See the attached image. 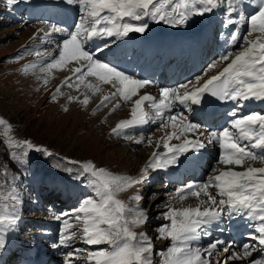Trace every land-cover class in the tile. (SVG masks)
<instances>
[{
	"label": "snow or ice",
	"instance_id": "6c2138e0",
	"mask_svg": "<svg viewBox=\"0 0 264 264\" xmlns=\"http://www.w3.org/2000/svg\"><path fill=\"white\" fill-rule=\"evenodd\" d=\"M17 2L7 0L10 5ZM62 2L79 8L80 15L73 29L55 44L52 52H31L40 60L24 65L21 71L25 74L30 70L36 73L37 80L47 87L54 70H66L69 75L55 88L50 99L56 101L58 96L66 95L67 103H79L84 108L91 100L88 91L95 95L101 91V84L110 85L114 91L101 97L93 114L114 100L117 102L111 112L122 107L120 101H132L133 105L130 118L118 121L112 128L114 135L133 139L128 131L149 122H158V130H165L155 143L157 151L152 153L139 178L112 174L92 161L79 164L81 175L85 179L91 178L89 183L94 195L85 197L70 214L55 217L62 221V227L57 242L51 247L70 249L64 254L63 264H76L82 253L86 264H153V245L147 233L138 235L134 231V228L148 222L146 211L139 207L143 197L133 195L130 197L133 203L129 204L119 199L118 194L145 183L149 170H167L178 166L182 162L181 157H186L190 152L198 153L212 144H217L220 149L216 163L226 168L220 170L214 167L212 171L218 174L175 189V194L165 205L166 210L159 214L168 223L159 226L158 238L170 241L166 250L158 253L162 257V264H228L229 260L264 264V166H254L255 162L264 164V114L253 112L237 117V110L233 109L230 113L232 119L219 131H210L187 114L188 110H194V106L201 105L206 95L222 102L231 101L237 108L247 101L264 102V0H251L256 8L248 15L245 14L248 0ZM221 8L224 10L225 27L233 28L226 41L228 49H234L238 43L241 47L239 51L226 50L219 55L209 65V69L219 68V71L207 79L197 76L194 81L177 87H161L157 98L150 93L141 94V90L149 86L151 81L135 78L99 58V54L110 49L116 40L128 37L131 33H145L149 28L148 20L178 27L186 25L193 17L204 16ZM65 31L56 24H47L46 29H39L33 39L43 33V37L39 38L47 44H53L50 37ZM254 33L257 35L250 39ZM97 40H103L104 43L95 44ZM25 52L29 50L25 49ZM19 58L18 55L16 59ZM88 77L95 78L97 83L87 80ZM81 86L85 89L83 93L80 92ZM63 87L74 89L80 94H65L62 92ZM146 103L154 111V116H149L144 110ZM177 105L183 106V110L174 111ZM64 110L68 108L65 106ZM0 127H3L5 136L12 130L3 118H0ZM189 134L194 138H190ZM173 140L179 143H170ZM144 142L143 137L135 140L137 144ZM4 143L8 149H12L9 153L12 160L21 165L27 163L31 150L52 155L46 148L35 147L27 140L9 138ZM147 143L152 145L151 136L147 138ZM161 146L164 152L158 151ZM25 148L27 151L23 150ZM236 167L243 168V171L234 170ZM4 172H7L6 168ZM189 196L198 199L196 207L173 206L175 202ZM10 199L14 205L19 201L14 192L10 194ZM225 213L229 219L233 216L246 218L253 230L249 239L255 243H245L239 251H231L234 241L226 243L217 239L206 247L200 245L198 242L201 237L210 235L208 229L218 226ZM18 220L15 214H0V250L6 247L5 234L16 229ZM76 239L89 248L94 245H108V248L88 251L72 247ZM256 251H259L260 256L248 259ZM221 253L230 254L223 260L213 261L212 258Z\"/></svg>",
	"mask_w": 264,
	"mask_h": 264
},
{
	"label": "rangeland",
	"instance_id": "374dc122",
	"mask_svg": "<svg viewBox=\"0 0 264 264\" xmlns=\"http://www.w3.org/2000/svg\"><path fill=\"white\" fill-rule=\"evenodd\" d=\"M12 5L14 6V11L11 8ZM12 5L8 4L7 0H0V118L5 119L12 129L5 136L3 127H0V166H2L0 167V214H15L19 217V220L16 229L5 234L6 247L0 250V257L4 258L5 254H7V259L0 261V264H21V261L18 260L22 258V260H30L33 252L29 248L25 249V247L32 243L35 244L36 241L43 242L39 246L45 243L47 248H49V253L56 250L51 247L54 242L49 243L45 240L46 238H53V233H49L51 227H54L60 234L62 221L57 220L55 217L61 214H70L79 206L86 196L80 199L77 206H71L73 198H79V196H76L77 192H84L87 197L94 195L93 188L89 183L91 178L85 179L80 173L79 165L69 163V161L79 162L78 164L92 161L96 165L99 164L98 167H104L112 174L139 178L141 170L147 165L146 163H148L154 152L150 151L152 148L156 149V147L151 148L147 143V133L145 136L143 135L144 143H135V140L141 139L139 128L128 131V135L132 136L133 139H127L123 135L112 134L111 130L118 121L129 119L131 113L129 112L131 105L129 101H120L122 107L115 112H111L117 102L114 100L106 106L107 108L103 107L93 114V109L96 108L101 97L112 92L110 85L101 84V93H96L94 96L91 91H88L87 94L91 97V100L89 105L84 108L79 103H67L66 95L58 96L56 101L50 99L55 88L68 76L65 71L54 70L49 78L47 87L43 86L42 81L37 80V74L31 70L27 74L23 73L21 69L24 65L36 63L40 60L39 57L30 54L31 52L37 49L40 51H53L52 49H54L56 43H45L39 38L43 37V33H39V37L33 39L39 29L44 27L46 29V16H43L45 23L42 18L28 22L30 20L25 19L22 13L20 19L19 16H16L18 15L16 8L21 4L15 3ZM75 9L78 10L79 8L75 6ZM219 10L223 12V8ZM13 14L15 17H13ZM79 15L80 13L78 12L75 23ZM149 23L153 24L154 22L149 20ZM72 29L73 27L70 30ZM67 31L62 34H56L57 41L65 38ZM256 35L254 33L250 38L254 39ZM52 40L55 41V39ZM25 49H28L29 52H25ZM18 55L21 58L16 59ZM112 61L109 59L106 62ZM58 72L57 76L54 75ZM86 79L97 83L95 78L88 77ZM102 87H104V90H102ZM62 92L72 95L80 94L75 92L74 89L67 87H63ZM80 92H85L83 86H81ZM95 96L98 97L95 98ZM133 99H136V97ZM65 106L68 108L67 111L64 110ZM145 110L149 116L152 115L149 107ZM145 128L149 135L152 133L158 134L156 133L159 131L158 126L152 125ZM153 134L152 146H155L156 137ZM158 136L160 137L161 135L158 134ZM9 138L17 141H24L29 138V142L35 147L46 148L52 155L48 156L43 152L31 150L27 157V163L21 165L14 162L9 155L12 149H8L4 143ZM23 150L27 151L26 148ZM142 150L146 152V155L141 157V154L144 153ZM16 151L19 152L20 150ZM263 165L260 162L258 165L254 164L256 167ZM5 168L7 172H4ZM213 168L214 164L208 167V175H214ZM240 168L236 171H243V168ZM15 170L18 171L20 179L16 178ZM42 178H45V184L48 181L67 183L65 180L67 179L72 185L68 187L75 191L74 196L69 193L68 196L70 197H68L67 194L61 191L52 200H50L52 196L42 198L40 194L37 195L35 193L33 188L35 186L34 180L37 182V187H40ZM156 178L155 182L154 179ZM75 182L77 184H74ZM163 188L164 174L162 171L153 173L149 170L145 183L118 194L119 199L129 204L133 203L130 200L131 196L139 194L143 197L139 201V207L146 211L148 222L146 225L134 228V231L138 235L147 233L153 245V264H162V257L158 253L166 250L170 244L167 239H159L156 229L153 230L157 224L158 230L160 225L168 223L159 214L166 210L165 205L170 202L177 187L170 182L164 191H162ZM13 192L19 197V201L15 205L10 199V194ZM188 199L185 206H194L195 201L191 197ZM191 199L194 201L193 203L190 201ZM181 203L177 201L173 206L178 208L181 205L179 208H182L184 207V200ZM2 204L3 206H1ZM154 222L156 224H153ZM75 230L73 229V231ZM163 240L167 244L162 243ZM84 245L79 239L72 242V247L88 248L86 249L88 251L108 248V245H94L91 248L88 246H85V248ZM205 245L204 242L203 246ZM12 247L16 249H12ZM60 249L62 251L58 254L61 257L53 259L55 264H63L66 249L70 250L63 247ZM54 256L55 254L51 256L47 264H50ZM212 259L214 261V257ZM76 264H86L83 253L77 259Z\"/></svg>",
	"mask_w": 264,
	"mask_h": 264
},
{
	"label": "bare ground",
	"instance_id": "6f19581e",
	"mask_svg": "<svg viewBox=\"0 0 264 264\" xmlns=\"http://www.w3.org/2000/svg\"><path fill=\"white\" fill-rule=\"evenodd\" d=\"M17 4H21V5H19L18 8H16L17 13H18V15H16V16H19V19H20L21 13H23V12L25 14L24 18L29 19V20L36 19L37 16L43 15V16H46L45 20H46L47 24H56L58 26H61L62 28H63L64 22L66 21V18L70 16L71 9L74 6V5H68V4L64 3V2H62V0L61 1L60 0H18ZM248 5L249 6H247L245 9L246 15L251 14L254 11V9L256 8V5L254 3H252L251 0H248ZM222 13H218V11L215 10L212 13L205 14L204 16H196V17H193L186 25L178 26V27H173V26H170L168 24L155 23V22L153 24H150L149 20H148L147 23L149 24V28L146 30L145 33H143V34L131 33V35L133 37L131 39V41H129L127 44L125 43V41H122L121 46L117 50H113L109 53L105 52L103 55H109V56H111L112 59H115V58L120 57V54L121 55L125 54L126 56H130V57H134L135 59H138L140 61V63L137 66L132 67L133 60H129L125 64V66L128 67V69L131 68L132 70H134V71L136 70V72L141 73V74H143L145 71L147 73L149 72L150 74H153L152 76H156V74H159V77L165 76V79L170 78V81H166L165 88L177 87L178 85L186 83L188 81H194L195 77H197V76H202L204 79H207L211 75H216L217 72L219 71V68L209 69V65L217 60V58L219 57V53H220L219 47L226 43L230 32L233 30V28L231 26L225 27V17ZM13 17H15L14 14H13ZM67 20L68 21H66V23H65V29H66V27L68 29L69 26H71V27L74 26V14L71 15L69 17V19H67ZM246 27H247V25L244 26V30ZM152 32L153 33H157V32L167 33L170 36L176 35L178 37L188 36L189 39L185 40L179 46H176L173 54H167L165 52L166 43L163 39L156 38V39H153L150 41L145 40L146 38H148V39L150 38L149 35H151ZM196 34L200 35V38H196V36H195ZM50 39H55L54 43L59 42L56 39V34H53L50 37ZM119 40H122V39H118L116 41H119ZM95 44H97V43H95ZM92 46H94V45H92ZM92 46H90V47H92ZM238 47H239V43L236 45V47L232 51H239L240 49ZM225 51L226 50H223L222 53H224ZM49 52H52V51H49ZM110 63L112 65L116 66L114 64V61H112ZM226 63L227 62H225V64ZM121 65H123V64H121ZM221 67H223V65H221ZM128 69H126V70H128ZM156 69L158 71L156 73H152ZM62 72H64V71H62ZM200 72H202V73H200ZM65 73H67V75H69V72H67L66 70H65ZM189 73L192 74V77L189 80H187V79L185 80L182 78L183 75L189 74ZM205 73H207V75H205ZM58 74H59V72L55 73L54 75L57 76ZM162 87H164V86H162ZM102 88H103L102 90H104V87H102ZM160 88L161 87H157L158 92H159ZM110 89H111V87H110ZM111 90L113 91V89H111ZM144 93H149V92L141 90V94H144ZM150 94L153 95L152 93H150ZM96 97H98V96H95V98ZM129 102L131 103L130 108H129L130 109L129 112H131V108L133 105H132V101H129ZM94 103H96V102H94ZM233 109L237 110V116H239V117L248 115V114L253 113V112H258V113L264 114L263 102H259V101L244 102L242 104V106H240L239 108H237V106L234 104ZM181 110H183V106H180V105H177L176 109H174V111H176V112L181 111ZM198 112H200L204 116L205 119L198 118L195 115ZM187 114H188L189 118L192 119L194 122L203 124L210 131L211 130L219 131L223 127H225L224 125H226V123H228V122H226L225 115H224L220 119V121L222 122V125L220 126V123L218 122L216 115H210L207 112V110L204 108L194 107V110H188ZM212 126H214V127H212ZM138 128H139V131H141V133H142L140 135V137L144 138V136L146 135L145 129H142L141 127H138ZM164 131L165 130H159L156 133H158L159 135L162 136ZM152 134L151 135L148 134L147 138L149 136L152 137ZM158 134H153L154 137H156V139H155L156 141H157V138H159ZM189 137L194 138V136L192 134H189ZM144 141H145V139H144ZM171 142L176 143L173 141H171ZM145 145H147V144H145ZM210 146L211 147L208 149L210 151H213V154L210 157H207V159L205 161L202 159L205 155V152H198V153L197 152H191L193 154H190L189 156L187 155V158L183 161L184 163H186L187 168H188L189 164L194 165V167H192L193 168L192 172L195 171L197 173V176H194L193 178H188L187 176H185L183 174L184 171L180 173L178 168L181 167V163L178 166L170 167L167 170H158V171L150 170L153 173H156L159 171L163 172V174H164V188L162 189V191H164L165 187L168 186L170 184V182H172L173 185H176V183L182 184L184 181H189V182L204 181L205 180V175H204L205 170L207 169V167L212 162L217 161L218 156H219V152H220L219 146L217 144H212ZM152 147H155V146L151 145V148ZM152 151H157V150L156 149L154 150L152 148V150L150 152H152ZM158 151L164 152L163 147L158 149ZM139 154H140V152H139ZM147 154H148V152H147ZM142 155L145 156L146 152L142 153L141 157H142ZM182 158L183 157H181V159ZM254 164L258 165L259 162H255ZM218 165H220V166H216V167H220L221 168L220 170H225V168H226L225 165H223V164H218ZM144 167H143V169H144ZM239 168L240 167H236V168H234V170H237ZM142 170H141V172H142ZM188 170H190V169H188ZM240 171H242V170H240ZM216 174H217V172H214V175H216ZM156 180H157V178L154 179L155 182H156ZM174 182H176V183H174ZM67 184L68 183L62 182V181H54V182L49 181L45 185L41 184L40 187H37V185H36L35 191L40 193L42 198L49 197L50 195H52V197H54L55 195L58 194L59 191H62V193H64V194H69V193L72 195L75 194V191L72 188H69L68 187L69 185H67ZM74 184H77V183L75 182ZM176 187H178V185H176ZM43 191H45L44 194L41 193ZM76 196H79V198H83L84 196H86V194L84 192L82 193L81 191H79L76 193ZM73 199H76V198H73ZM50 200H52V198ZM193 200L195 201V204L192 207H196V205L198 204L197 203L198 199H193ZM77 204H79L78 201H76L75 203H72L71 205L77 206ZM248 223L249 222L247 221L246 218H239V217L233 216L231 219H229L227 213H225L223 218H222V221L219 223V225L210 227L208 229V231L210 232V235H206L205 236L206 239L204 241H203V238H201L198 243L203 246V243L205 242V244H206L205 247H206L211 242L210 238H212V239L218 238L219 240H223L226 243L234 241V244H233L231 251H239L240 247L243 244L255 243L254 241H251L249 239V235L252 233L253 230H252V228H250L248 226ZM243 224L245 225V228H242ZM61 227H62V222H61ZM44 235H46V234H44ZM223 236H224V239L222 238ZM58 237H59V234L57 235V238ZM162 243L167 244V243H165L164 240L162 241ZM40 246H42V247H40ZM40 246L38 245V247L32 249V252H33L32 253V257H33L32 264H43L45 259H46L45 244L40 245ZM221 247H223V245H221ZM229 254L230 253H221L220 255H217L214 257V261L215 260H223ZM36 257H38L39 260L35 259ZM257 257H258V253L253 254L248 259H250V260L256 259ZM0 260H3V258L0 257ZM228 264H246V262L240 261V260H229Z\"/></svg>",
	"mask_w": 264,
	"mask_h": 264
}]
</instances>
